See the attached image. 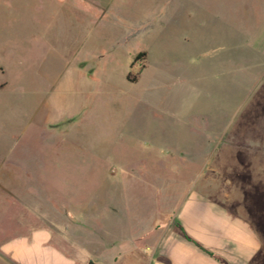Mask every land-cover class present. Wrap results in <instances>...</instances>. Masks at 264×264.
<instances>
[{
	"label": "rangeland",
	"instance_id": "1",
	"mask_svg": "<svg viewBox=\"0 0 264 264\" xmlns=\"http://www.w3.org/2000/svg\"><path fill=\"white\" fill-rule=\"evenodd\" d=\"M239 2L227 40L222 0H0V264L34 207L107 242L196 190L255 227L264 264V56Z\"/></svg>",
	"mask_w": 264,
	"mask_h": 264
},
{
	"label": "crops",
	"instance_id": "2",
	"mask_svg": "<svg viewBox=\"0 0 264 264\" xmlns=\"http://www.w3.org/2000/svg\"><path fill=\"white\" fill-rule=\"evenodd\" d=\"M233 2L222 0L221 3L222 36L227 40L241 38L245 32L239 27L231 28L229 12ZM238 5L242 11L251 5L255 12L253 15L246 11L241 23L254 25L245 39L247 47L252 53L264 56V0H240ZM56 103H51L50 116L47 104L48 126L65 119L62 112H52ZM255 159L259 161L260 157ZM34 209L35 213H29L34 215L33 222L21 220L16 237L1 245L18 264H136L139 258L146 264H251L261 249L260 238L250 222L201 190L180 201L173 213L175 223L158 230L144 229L134 236L111 231L107 242L91 234L75 239L70 228L50 218L49 223L37 226V217L45 214ZM81 239L97 242L98 248L82 244ZM106 243L108 249L103 251Z\"/></svg>",
	"mask_w": 264,
	"mask_h": 264
},
{
	"label": "trees",
	"instance_id": "3",
	"mask_svg": "<svg viewBox=\"0 0 264 264\" xmlns=\"http://www.w3.org/2000/svg\"><path fill=\"white\" fill-rule=\"evenodd\" d=\"M145 55H146L145 53H140V54H138V55L136 56L135 60L139 59L140 57H144ZM128 77H129V76H127V79H129Z\"/></svg>",
	"mask_w": 264,
	"mask_h": 264
}]
</instances>
